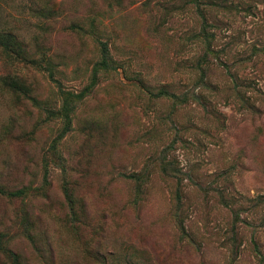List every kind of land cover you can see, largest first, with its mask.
I'll return each instance as SVG.
<instances>
[{"label":"rangeland","instance_id":"rangeland-1","mask_svg":"<svg viewBox=\"0 0 264 264\" xmlns=\"http://www.w3.org/2000/svg\"><path fill=\"white\" fill-rule=\"evenodd\" d=\"M0 264H264V0H0Z\"/></svg>","mask_w":264,"mask_h":264}]
</instances>
